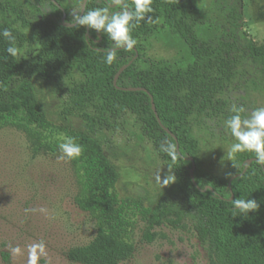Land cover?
Instances as JSON below:
<instances>
[{
  "label": "trees",
  "instance_id": "1",
  "mask_svg": "<svg viewBox=\"0 0 264 264\" xmlns=\"http://www.w3.org/2000/svg\"><path fill=\"white\" fill-rule=\"evenodd\" d=\"M233 1L236 4L226 14L229 26L216 41L207 42L195 32L193 0H153L154 11L148 14L152 22L141 21L132 35L136 41L145 37L152 23L162 18L194 58L191 65L173 70L162 62L140 67L138 43L130 52L117 49V61L105 65L106 38L86 27L76 29L62 0H0V31L12 29L21 52L18 58L11 57L5 51L9 41L0 36V126L51 129L54 122L44 101L51 87L61 98L59 128L83 148L82 155L71 160L80 184L74 203L97 219V230L88 243L67 251L70 261L119 264L129 259L134 252L129 211L135 209L148 241L156 227L176 228L189 222L199 244L217 264H264V169L251 153H242L226 179L202 171L187 126L191 116L212 119L225 114L227 101L220 93L242 62L255 64L264 81V45L256 46L251 38L240 44L242 2ZM45 2L52 10L42 15ZM25 4L40 15L38 22L26 23ZM104 6L87 0L88 9ZM124 65L118 88L113 78ZM150 95L162 125L173 135L158 124ZM126 114L139 118L142 136L163 159L170 160L159 150L164 138L178 143L179 157L172 164L175 183L163 187L147 204L143 197L119 196L115 188L120 174L108 135L121 129ZM250 158L254 160L244 170ZM193 164L196 185L190 177ZM236 198L255 199L259 208L248 216H234L231 201Z\"/></svg>",
  "mask_w": 264,
  "mask_h": 264
},
{
  "label": "rangeland",
  "instance_id": "2",
  "mask_svg": "<svg viewBox=\"0 0 264 264\" xmlns=\"http://www.w3.org/2000/svg\"><path fill=\"white\" fill-rule=\"evenodd\" d=\"M193 1L197 36L203 41H216L229 26L226 14L236 2ZM62 2L70 13L77 4V0ZM241 2L240 44L244 45L247 38H251L256 46L264 45V0ZM47 5V2L43 3V7ZM24 8L26 23L39 21L40 15L32 6L25 4ZM137 43L138 53L142 56L138 62L140 67L162 62L174 70L194 62L185 42L162 18H157L150 33L139 38ZM73 74L78 76L76 71ZM220 96L227 101L225 114L212 119L191 116L187 126L197 146L200 169L226 179L233 164L224 156L232 139L222 126L234 103L249 111L264 106V81L258 67L250 61L239 64L231 83ZM44 101L54 122L51 129L32 126L25 129L11 124L0 126V264H26V251L23 256L11 259L9 243L18 244L23 249L40 240L45 242L48 254L40 264H82L70 261L67 251L88 243L96 234L97 219L74 203L80 184L72 162L57 159L60 155L58 143L63 137L70 136L59 128L62 123L58 116L61 98L49 87ZM140 124L139 118L126 114L121 129L109 134L108 138L120 174L116 191L119 196L130 200L143 197V204H147L163 188L156 183L157 172L161 169L163 176L168 171L167 165L172 162L158 155L151 141L142 136ZM74 125H78L76 120ZM133 211H129L132 223L129 229L134 252L119 264H217L199 244L189 222L176 228L156 227L151 230L153 238L148 241L144 234L145 225Z\"/></svg>",
  "mask_w": 264,
  "mask_h": 264
},
{
  "label": "clouds",
  "instance_id": "3",
  "mask_svg": "<svg viewBox=\"0 0 264 264\" xmlns=\"http://www.w3.org/2000/svg\"><path fill=\"white\" fill-rule=\"evenodd\" d=\"M104 7L88 9L87 0H77V4L70 13V23L76 28L86 27L89 30L103 36L107 40L102 62L111 66L118 59L117 49L132 51L137 41L133 37V30L139 26L141 21L152 22V17L148 15L154 11L153 0H98ZM45 10H52L50 7L41 9L42 15ZM82 13V14H81ZM15 26H13L14 28ZM9 41L5 51L13 58L21 55L19 47L15 46L16 37L12 29L5 27L0 31ZM230 115L224 121L223 130L230 136L232 143L226 150L227 161L233 163L237 156L242 153H251L255 158V163L264 169V106L252 108L251 111L243 105L237 106L235 103L229 109ZM60 155L58 160L71 161L82 155L83 148L76 142L75 137L65 136L62 142L58 143ZM159 150L166 155L174 164L178 157V148L170 139L164 138L160 143ZM172 164L167 165L168 171L163 176L161 169L157 172L155 180L157 184L165 187L175 183L176 176L173 174ZM230 176L231 173H228ZM231 209L234 216H248L250 212L256 211L259 204L255 199L236 198L231 201ZM27 253L26 264H40L42 258L47 257V246L43 240L34 242L21 248L20 245L9 243L8 252L11 259Z\"/></svg>",
  "mask_w": 264,
  "mask_h": 264
},
{
  "label": "water",
  "instance_id": "4",
  "mask_svg": "<svg viewBox=\"0 0 264 264\" xmlns=\"http://www.w3.org/2000/svg\"><path fill=\"white\" fill-rule=\"evenodd\" d=\"M82 14V13H81ZM65 17V15L63 16V18ZM137 56V54L135 55V57ZM131 62V61H130ZM126 67V65H124L123 67H121L120 69H119V71L116 73V75L114 76V78H113V84H114V86L115 87H118L119 88V86H117V80H118V77H119V75H120V73H121V71L124 69ZM123 90H128V91H136V90H142V91H146V89L145 88H142V87H124V88H122ZM150 100H151V106H152V109H153V112H154V115H155V118H156V120H157V122H158V124L167 132V133H169L170 135H173L167 128H165L163 125H162V123H161V121H160V119H159V116H158V114H157V112H156V110H155V106H154V103H153V99H152V96L150 95ZM174 139L176 140V138L174 137ZM176 145H177V148H178V143L176 142ZM254 160V158H250V159H248L247 161H246V165H245V168H244V170L246 169V167L252 162ZM193 170H194V164H193V166H192V168L190 169V177H191V179H192V181H193V183L195 184V181H194V177H193ZM233 177H231V179H232ZM230 179V180H231ZM230 182V181H229ZM196 185V184H195Z\"/></svg>",
  "mask_w": 264,
  "mask_h": 264
}]
</instances>
